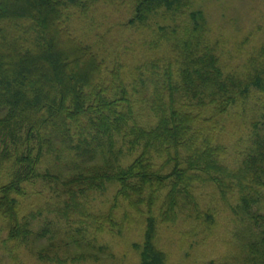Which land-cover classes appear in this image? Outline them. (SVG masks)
<instances>
[{
	"label": "trees",
	"instance_id": "16d2710c",
	"mask_svg": "<svg viewBox=\"0 0 264 264\" xmlns=\"http://www.w3.org/2000/svg\"><path fill=\"white\" fill-rule=\"evenodd\" d=\"M92 3L0 0V180L6 179L0 218L7 239L32 250L39 262L61 264L48 254L50 240L60 237L57 247L87 243L59 235L48 219L34 229L41 213L21 219L16 198L25 185L41 182L61 199L46 211L59 224L77 214L98 233L112 232L118 228L113 209L93 214L81 203L112 185L115 200L147 216L140 264H164L153 245L155 222L174 223L183 213L198 217L197 187L212 184L221 200L237 191L239 264H264V214L254 210L264 191V113L236 169L214 143L217 120L229 107L249 86L264 90V66L245 80L224 76L200 33L201 14L189 13L191 36L169 46L161 74L157 59L148 57L135 77L124 67L107 73L105 60L64 22L67 7L84 11ZM187 9V0H135L127 24L142 25L163 10L186 15Z\"/></svg>",
	"mask_w": 264,
	"mask_h": 264
},
{
	"label": "rangeland",
	"instance_id": "374dc122",
	"mask_svg": "<svg viewBox=\"0 0 264 264\" xmlns=\"http://www.w3.org/2000/svg\"><path fill=\"white\" fill-rule=\"evenodd\" d=\"M134 1L94 0L84 11L67 7L66 27L74 37L98 52L106 62L107 73L124 67L123 73L127 77H135L134 69L139 67L140 71H144L148 57L157 59L161 74L169 46L180 44L181 39L191 36L194 22L189 13L201 14L198 16V24L202 27L200 33L214 49L224 76L245 80L264 66V55L261 53L264 46V0H187L186 15L163 10L149 16L142 25H128ZM263 113L264 90L249 86L246 96L217 120L214 143L225 148L226 163L231 169L239 167L246 156L249 140L260 128ZM5 183L6 179L0 180V185ZM24 190V196L16 198L21 219L41 213L34 229L48 219L56 225L54 227L59 235L67 234L69 240L76 237L87 243L85 246L57 247L60 237L56 238L57 242L50 240L53 247L48 254L58 255L62 259L61 264H140L147 216L145 212H133L121 198L115 200L116 186L109 185L102 194L81 201L83 210L89 213L105 214L113 209L118 228L101 233L77 214L70 221H60L59 224L46 211L61 199L47 185L30 183L24 186ZM164 194L158 193L155 210L160 207ZM220 196L212 184L200 185L195 192L198 217L183 213L174 223L155 222L153 245L163 254L164 264L240 263L241 224L235 208L238 204L237 191L234 190L233 195H228L225 200H221ZM254 210L264 214V191L260 205ZM46 241L44 239L40 243L46 246L49 242ZM34 248L38 249L39 245ZM68 254L82 256L72 259ZM0 264L50 263L37 261L32 250L10 242L0 218Z\"/></svg>",
	"mask_w": 264,
	"mask_h": 264
}]
</instances>
